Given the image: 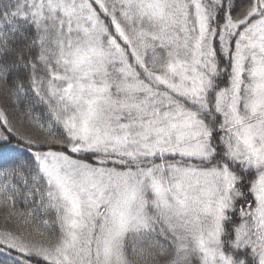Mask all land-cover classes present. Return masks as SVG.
<instances>
[{
    "label": "snow or ice",
    "instance_id": "obj_1",
    "mask_svg": "<svg viewBox=\"0 0 264 264\" xmlns=\"http://www.w3.org/2000/svg\"><path fill=\"white\" fill-rule=\"evenodd\" d=\"M0 264H264V0H0Z\"/></svg>",
    "mask_w": 264,
    "mask_h": 264
}]
</instances>
